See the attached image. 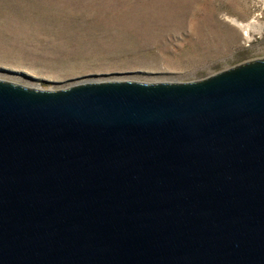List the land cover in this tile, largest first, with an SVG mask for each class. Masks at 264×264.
Instances as JSON below:
<instances>
[{
  "label": "water",
  "instance_id": "1",
  "mask_svg": "<svg viewBox=\"0 0 264 264\" xmlns=\"http://www.w3.org/2000/svg\"><path fill=\"white\" fill-rule=\"evenodd\" d=\"M0 264H264V58L190 82L0 79Z\"/></svg>",
  "mask_w": 264,
  "mask_h": 264
},
{
  "label": "rangeland",
  "instance_id": "2",
  "mask_svg": "<svg viewBox=\"0 0 264 264\" xmlns=\"http://www.w3.org/2000/svg\"><path fill=\"white\" fill-rule=\"evenodd\" d=\"M264 0H0V79L190 82L264 58ZM235 20L252 22L251 38ZM264 23V18L262 19Z\"/></svg>",
  "mask_w": 264,
  "mask_h": 264
},
{
  "label": "bare ground",
  "instance_id": "3",
  "mask_svg": "<svg viewBox=\"0 0 264 264\" xmlns=\"http://www.w3.org/2000/svg\"><path fill=\"white\" fill-rule=\"evenodd\" d=\"M239 25H241L244 28L245 34L247 37L251 38V30L254 28V25L252 22H243L239 20H235Z\"/></svg>",
  "mask_w": 264,
  "mask_h": 264
},
{
  "label": "built area",
  "instance_id": "4",
  "mask_svg": "<svg viewBox=\"0 0 264 264\" xmlns=\"http://www.w3.org/2000/svg\"><path fill=\"white\" fill-rule=\"evenodd\" d=\"M263 18H264V3L262 6H260L258 13H256V15L253 17L252 20H258V22L260 23L259 25L264 26V23H262Z\"/></svg>",
  "mask_w": 264,
  "mask_h": 264
}]
</instances>
